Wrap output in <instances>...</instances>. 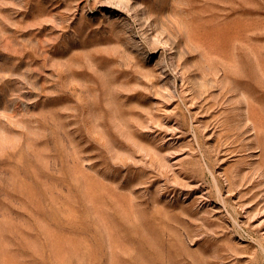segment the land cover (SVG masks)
Masks as SVG:
<instances>
[{"label":"rangeland","instance_id":"obj_1","mask_svg":"<svg viewBox=\"0 0 264 264\" xmlns=\"http://www.w3.org/2000/svg\"><path fill=\"white\" fill-rule=\"evenodd\" d=\"M0 264H264V0H0Z\"/></svg>","mask_w":264,"mask_h":264}]
</instances>
